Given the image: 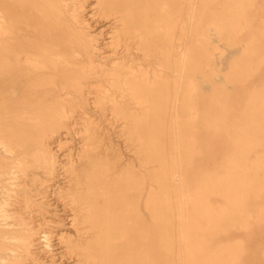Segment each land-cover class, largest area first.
<instances>
[{"label": "bare ground", "instance_id": "bare-ground-1", "mask_svg": "<svg viewBox=\"0 0 264 264\" xmlns=\"http://www.w3.org/2000/svg\"><path fill=\"white\" fill-rule=\"evenodd\" d=\"M262 69L256 0H0V264H264Z\"/></svg>", "mask_w": 264, "mask_h": 264}, {"label": "rangeland", "instance_id": "rangeland-1", "mask_svg": "<svg viewBox=\"0 0 264 264\" xmlns=\"http://www.w3.org/2000/svg\"><path fill=\"white\" fill-rule=\"evenodd\" d=\"M256 4H258V5L261 6V5L264 4V0H256ZM253 25L256 27V22H254ZM222 51H224V50H222ZM224 53H226V52L224 51ZM213 59L216 60V58H213ZM262 78H264V69L261 70V72L259 73V75L256 76L254 78V80L259 81ZM250 86H251V83H246V84H243V85H240V86L234 85L229 90V93L232 96L241 98V97L244 96L245 91ZM95 112L96 111L91 110L89 113L91 114L92 118L96 122L98 120V123H100L101 129H102V136L101 137L104 139L103 140L104 142H106L108 145H110L111 153L120 155V157L122 158V160H124V162L132 160L131 147H130L128 141L126 139H123V138H125V136H123L122 131H121L122 130V124L120 122H114L112 119H109L108 121H105V120L102 119V117L100 116V114L98 112H96V113ZM96 118H98V119H96ZM114 125H115V127H114ZM108 127H109V129H108ZM63 137L66 139L67 145H69V147L73 151H74V149L76 150V147H78L81 144V143H78V141H79V135H77V134H75V135L63 134ZM65 139H62V141H64ZM77 139H78V141H77ZM65 225H64V228H65ZM54 242L56 243V238H52V243L55 244ZM68 261L69 260L62 259V260L57 261V263L58 264H73V263L68 262ZM64 262H66V263H64Z\"/></svg>", "mask_w": 264, "mask_h": 264}]
</instances>
